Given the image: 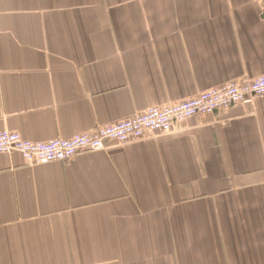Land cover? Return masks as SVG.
<instances>
[{
  "label": "crops",
  "instance_id": "obj_1",
  "mask_svg": "<svg viewBox=\"0 0 264 264\" xmlns=\"http://www.w3.org/2000/svg\"><path fill=\"white\" fill-rule=\"evenodd\" d=\"M264 0H0V132L68 139L264 76ZM0 264H264V97L30 167L0 155Z\"/></svg>",
  "mask_w": 264,
  "mask_h": 264
},
{
  "label": "built area",
  "instance_id": "obj_2",
  "mask_svg": "<svg viewBox=\"0 0 264 264\" xmlns=\"http://www.w3.org/2000/svg\"><path fill=\"white\" fill-rule=\"evenodd\" d=\"M262 6L264 12V2ZM263 97L264 76L212 88L179 103L150 107L93 133L77 134L68 139L32 142L19 133L1 131L0 155L19 154L30 167L66 163L81 154L103 151L111 144L130 145L171 133L187 120L212 116L238 105H249Z\"/></svg>",
  "mask_w": 264,
  "mask_h": 264
}]
</instances>
